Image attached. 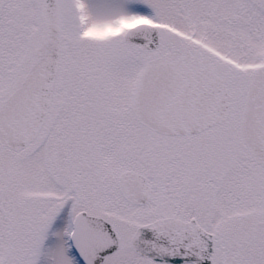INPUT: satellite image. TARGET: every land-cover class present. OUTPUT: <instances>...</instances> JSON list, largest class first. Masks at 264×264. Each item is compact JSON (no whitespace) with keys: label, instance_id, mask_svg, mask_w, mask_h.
<instances>
[{"label":"snow or ice","instance_id":"obj_1","mask_svg":"<svg viewBox=\"0 0 264 264\" xmlns=\"http://www.w3.org/2000/svg\"><path fill=\"white\" fill-rule=\"evenodd\" d=\"M0 264H264V0H0Z\"/></svg>","mask_w":264,"mask_h":264}]
</instances>
